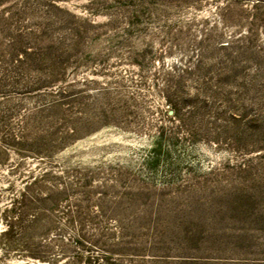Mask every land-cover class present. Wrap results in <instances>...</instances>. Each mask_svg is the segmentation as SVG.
I'll list each match as a JSON object with an SVG mask.
<instances>
[{
    "label": "rangeland",
    "instance_id": "374dc122",
    "mask_svg": "<svg viewBox=\"0 0 264 264\" xmlns=\"http://www.w3.org/2000/svg\"><path fill=\"white\" fill-rule=\"evenodd\" d=\"M0 264H264V0H0Z\"/></svg>",
    "mask_w": 264,
    "mask_h": 264
},
{
    "label": "trees",
    "instance_id": "16d2710c",
    "mask_svg": "<svg viewBox=\"0 0 264 264\" xmlns=\"http://www.w3.org/2000/svg\"><path fill=\"white\" fill-rule=\"evenodd\" d=\"M44 177H45V174H43V175H41V177L40 178H35V183H36V185L38 186V187H40L41 186V184L44 182Z\"/></svg>",
    "mask_w": 264,
    "mask_h": 264
}]
</instances>
